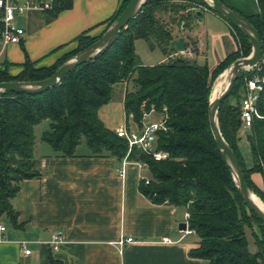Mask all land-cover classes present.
<instances>
[{
	"label": "trees",
	"instance_id": "obj_1",
	"mask_svg": "<svg viewBox=\"0 0 264 264\" xmlns=\"http://www.w3.org/2000/svg\"><path fill=\"white\" fill-rule=\"evenodd\" d=\"M129 1L122 3L105 30ZM256 1L258 13L244 17L258 32L264 51V0ZM70 6L71 0H56L55 7L46 13L54 17ZM194 9L206 11L209 7L204 0H148L106 50L68 73L56 86L37 94L0 93V216L19 226L12 201L22 181L41 176L33 150L34 128L43 121L49 124L41 141L57 156L72 157L82 138L90 156L118 161L126 156V141L107 129L97 114L110 101L113 87L124 84L126 126L133 122L141 127L144 104L147 110L153 106L165 120L167 130L156 133L155 150L168 157L156 161L134 149L127 159L147 165V183L145 179L139 181L141 194L153 204L186 210L188 228L198 238L188 255L209 264H264V227L240 198L208 122L210 93L216 79L235 60L247 57L251 45L228 23L238 47L212 69L194 59L171 56L173 28L181 24L188 28ZM105 30L96 37L79 35L76 48L50 66L36 68L26 58L16 76L0 70V82L47 79L61 64L97 41ZM136 40L159 48L166 60L152 66L142 64L135 53ZM254 75L264 79V61L235 82L218 109L217 119L223 139L239 162L244 182L264 204V83L256 101L260 118H253L246 135L250 167L244 164L238 148L245 79ZM255 173L263 177L262 188L251 180ZM46 264L62 262L50 256Z\"/></svg>",
	"mask_w": 264,
	"mask_h": 264
},
{
	"label": "crops",
	"instance_id": "obj_2",
	"mask_svg": "<svg viewBox=\"0 0 264 264\" xmlns=\"http://www.w3.org/2000/svg\"><path fill=\"white\" fill-rule=\"evenodd\" d=\"M124 1L71 0L70 8L54 17L46 12L26 15L30 22L23 26L25 36L19 45L7 47L0 57V70L16 76L26 58L36 68L54 64L76 48L79 35H100ZM220 1L246 17L258 13L256 0ZM191 17L188 28L183 24L173 28L171 56L191 47L195 49L191 58L212 69L237 49L236 38L228 22L210 11H203L202 21L195 20L192 12ZM175 42L180 48H174ZM165 60L162 56L154 64L140 62L152 66ZM116 86L123 105L125 85ZM240 135L246 140L247 130ZM33 154L41 176L19 185L12 201L18 227L0 216V227H4L0 264H46L50 256L62 264H209L188 255L198 238L180 232L186 210L153 204L140 193L139 181L148 179V172L138 162L127 160L123 165V159L90 156L88 150L75 151L72 157L57 156L45 148L36 154L35 143ZM252 180L262 188V175L255 173ZM55 237L64 241L57 251L51 245ZM128 238L133 242H124L119 254L117 243ZM164 238L171 243H163ZM23 241L28 242L29 255L23 253Z\"/></svg>",
	"mask_w": 264,
	"mask_h": 264
},
{
	"label": "water",
	"instance_id": "obj_3",
	"mask_svg": "<svg viewBox=\"0 0 264 264\" xmlns=\"http://www.w3.org/2000/svg\"><path fill=\"white\" fill-rule=\"evenodd\" d=\"M204 1L208 5L210 12L223 17L243 36H245L251 45V51L247 57L235 60L216 79L210 93L208 105V122L217 148L223 155L230 169L240 198L264 227V204L244 182L239 162L233 150L223 139L217 119L218 109L221 103L229 97L235 82L243 77L247 72L251 71L260 61L262 56V43L258 32L243 15L227 7L220 0ZM147 2L148 0H130L120 15L105 30V32L97 41L61 64L54 74L49 78L36 82H0V93L37 94L56 86L68 73L75 70L78 66L93 60L104 50H106L115 41L119 32L140 13ZM192 15L195 20H203L202 10L194 9L192 11ZM217 87L219 93L215 98H212V95L217 90ZM256 201L262 205L263 209ZM179 228L184 230L185 224L182 223Z\"/></svg>",
	"mask_w": 264,
	"mask_h": 264
},
{
	"label": "built area",
	"instance_id": "obj_4",
	"mask_svg": "<svg viewBox=\"0 0 264 264\" xmlns=\"http://www.w3.org/2000/svg\"><path fill=\"white\" fill-rule=\"evenodd\" d=\"M56 5V0H0V57L3 55L7 47L10 45H19L25 36V29L21 26L23 17L30 13L41 12L45 13L52 10ZM207 11V10H206ZM209 11V10H208ZM176 56L191 58L193 55L192 48L187 47L181 53H176ZM264 61V51H262V56L258 66ZM264 79L258 75H254L250 79H245V93L241 100V127L244 130H248L254 117L260 118L256 111V101L259 93L262 91V85ZM165 111V109H163ZM142 124L140 128L133 130L130 126L120 127L115 131L119 138H122L127 143V153L123 158V165L128 160V156L132 150L137 149L149 156L154 160H164L168 157L165 152L155 150L156 133L159 131H166L165 120L160 119L156 122H149L147 118L154 114L156 111L153 106L150 107L148 112L142 110ZM131 123V122H130ZM139 167L142 169H147L146 164L138 163ZM123 173V169H121ZM145 178H141L144 180ZM147 183V179H145ZM185 229L180 230L184 236L193 234L194 232L188 228L187 219L188 214L185 215ZM3 231L4 227H0ZM133 242L131 238L124 241H119L117 243V251L121 254L123 243ZM163 243H171L169 239L164 238ZM64 241L61 238L55 237L51 241V245L55 251H57ZM28 242H20V246L23 250L24 255H29L30 250L27 248Z\"/></svg>",
	"mask_w": 264,
	"mask_h": 264
},
{
	"label": "rangeland",
	"instance_id": "obj_5",
	"mask_svg": "<svg viewBox=\"0 0 264 264\" xmlns=\"http://www.w3.org/2000/svg\"><path fill=\"white\" fill-rule=\"evenodd\" d=\"M215 15H217V14H215ZM29 20H30V18H28V16L23 17V20L21 22V26H24V27L27 26L30 22ZM173 46L175 49L180 48L179 43H176V42ZM135 53L141 61H143L144 63H147V64H154V63L158 62L163 56V53L159 48H150L148 43L144 40H136V42H135ZM241 58H245V57H241ZM241 58H239V59H241ZM187 59H193V58H187ZM122 85H124V84H122ZM116 87L117 86H114L113 89ZM149 109H150V107H149ZM149 109L148 110L146 109L145 104L142 106V110L144 112H148ZM97 114H98L99 119L103 123V125L107 129H109L113 132H115L120 127L125 126V123H126L125 114L123 111L122 101L119 100V95L117 94V88L114 90V92H112V97H111L110 101L107 104L101 106L99 108ZM151 116L153 118L149 119L147 121H149V122L158 121L159 117H160V115L156 112L154 114H152ZM48 124H49L48 121H43L42 123H40L39 125H37L34 128L35 153L36 154H38L40 152V150L41 149L43 150L44 148L47 149L49 152L52 151V148L47 143L41 142V138H40L42 132H44L48 129ZM128 125L130 126V128L133 125V130L138 128L137 126H135V124L133 122H131V123L129 122ZM243 130L244 129L241 128L239 133L240 132L243 133ZM248 132L249 131L247 130V133ZM240 137H241V140H239L240 142H238L239 152H240V155L244 161V164L247 167H250L251 166V155H250V151H249V146H248L247 141L243 137V135L242 136L240 135ZM87 150L89 151V149L86 146V141L84 138H82L80 140V144L76 148V152L78 154H80V153H84ZM252 175H251V180H252ZM248 233H249V231H248ZM249 241H250L249 250L252 252V251H254V247L252 245L251 238H249Z\"/></svg>",
	"mask_w": 264,
	"mask_h": 264
},
{
	"label": "bare ground",
	"instance_id": "obj_6",
	"mask_svg": "<svg viewBox=\"0 0 264 264\" xmlns=\"http://www.w3.org/2000/svg\"><path fill=\"white\" fill-rule=\"evenodd\" d=\"M219 93V90H218V87H217V90L215 91V93L212 95V98H215L216 96H217V94ZM259 205H260V207L263 209V207H262V205L258 202V201H256Z\"/></svg>",
	"mask_w": 264,
	"mask_h": 264
}]
</instances>
